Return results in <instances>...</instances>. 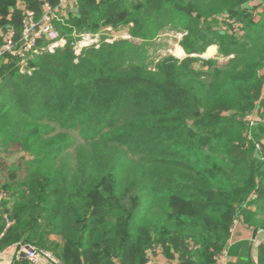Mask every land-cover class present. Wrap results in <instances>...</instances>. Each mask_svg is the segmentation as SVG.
Masks as SVG:
<instances>
[{"label":"trees","instance_id":"trees-1","mask_svg":"<svg viewBox=\"0 0 264 264\" xmlns=\"http://www.w3.org/2000/svg\"><path fill=\"white\" fill-rule=\"evenodd\" d=\"M257 1L75 0L54 26L69 40L100 34L98 46L38 55L31 74L3 64L0 234L13 225L2 249L31 244L63 264H146L157 252L217 264L235 222L264 231ZM46 4L59 0H0V25L20 33L24 12L38 21ZM170 32L183 34L184 61L149 54ZM211 47L217 59H203ZM233 249L230 264H264V244L257 260L250 242Z\"/></svg>","mask_w":264,"mask_h":264},{"label":"built area","instance_id":"built-area-1","mask_svg":"<svg viewBox=\"0 0 264 264\" xmlns=\"http://www.w3.org/2000/svg\"><path fill=\"white\" fill-rule=\"evenodd\" d=\"M75 7V0H59V5L52 8L50 5H44L43 15L36 21L32 11L26 10L22 20V30L17 33L14 27L0 25V68L10 59L17 60L20 64V71L23 74H31L30 62L36 56L43 53H55L68 43L72 46L75 54L79 56L84 48L93 45H99L101 41L100 34H84L73 36L72 40L60 36L54 26V21L63 20L70 10ZM42 41L46 45L40 46ZM109 41V40H107ZM8 197L7 193H0V219L1 206L3 200ZM13 222L6 220L7 231ZM237 222H235V227ZM234 228L232 232H235ZM4 231V232H5ZM0 234V256L6 253L2 249L1 243L5 233ZM264 244V242H263ZM16 247L21 251V258L28 261L29 264H63L53 253L31 244H17ZM229 247L216 257L217 264H228ZM146 264H160L153 257H150Z\"/></svg>","mask_w":264,"mask_h":264},{"label":"crops","instance_id":"crops-1","mask_svg":"<svg viewBox=\"0 0 264 264\" xmlns=\"http://www.w3.org/2000/svg\"><path fill=\"white\" fill-rule=\"evenodd\" d=\"M257 2L261 3L264 2V0H258ZM210 49H213L214 53L217 54V47H211ZM243 242L251 243V257L253 260H257L259 246L264 242V231L254 232L253 230L247 229L245 226L238 223L235 229V234L233 235L229 243V257L227 260L228 264L237 262L238 254L235 253H239V251L236 252L233 248ZM5 250L6 253L0 256V264H14L16 260L21 259L22 253L18 249V247H16V245L7 247L5 248ZM230 250H233L234 253L231 254ZM153 258L160 264H178L177 260L169 261L167 259H164L161 256L160 252H157L153 256Z\"/></svg>","mask_w":264,"mask_h":264},{"label":"rangeland","instance_id":"rangeland-1","mask_svg":"<svg viewBox=\"0 0 264 264\" xmlns=\"http://www.w3.org/2000/svg\"><path fill=\"white\" fill-rule=\"evenodd\" d=\"M110 30H108L109 32ZM111 33V31H110ZM109 33V34H110ZM108 40L110 42L117 39V35H109L107 36ZM183 38V34L176 33V32H170L167 34L162 35L160 38H158L155 41L154 47L149 48V54L153 59H160L164 56H172L179 61H184L188 55L184 52L182 47L180 46V41ZM203 59H217V54L214 53L213 49H210L207 51V53L203 56H201ZM238 225V223H237ZM236 225V226H237ZM236 228V227H235ZM235 234V232H232V237ZM232 239V238H231ZM230 243V242H229ZM229 247V245H228Z\"/></svg>","mask_w":264,"mask_h":264},{"label":"water","instance_id":"water-1","mask_svg":"<svg viewBox=\"0 0 264 264\" xmlns=\"http://www.w3.org/2000/svg\"><path fill=\"white\" fill-rule=\"evenodd\" d=\"M73 11H74L75 13H77V12H78V10H77V9H74Z\"/></svg>","mask_w":264,"mask_h":264}]
</instances>
